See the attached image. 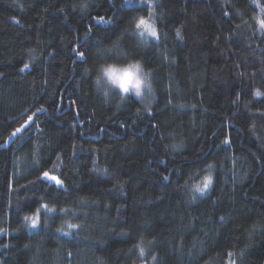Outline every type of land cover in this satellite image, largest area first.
Listing matches in <instances>:
<instances>
[{"label": "trees", "instance_id": "16d2710c", "mask_svg": "<svg viewBox=\"0 0 264 264\" xmlns=\"http://www.w3.org/2000/svg\"><path fill=\"white\" fill-rule=\"evenodd\" d=\"M262 22L264 0H0V264H264ZM108 44L151 71L148 108L95 92Z\"/></svg>", "mask_w": 264, "mask_h": 264}, {"label": "clouds", "instance_id": "9594fccd", "mask_svg": "<svg viewBox=\"0 0 264 264\" xmlns=\"http://www.w3.org/2000/svg\"><path fill=\"white\" fill-rule=\"evenodd\" d=\"M138 20L132 22L133 32L138 46L145 47L152 43L153 36L144 26L136 28ZM97 56L100 62L95 66L93 87L105 104L110 103L113 96H118L121 103L132 97L145 108L151 105L155 99L152 73L142 60L127 57L123 49L117 51L115 44L103 45Z\"/></svg>", "mask_w": 264, "mask_h": 264}, {"label": "snow or ice", "instance_id": "6c2138e0", "mask_svg": "<svg viewBox=\"0 0 264 264\" xmlns=\"http://www.w3.org/2000/svg\"><path fill=\"white\" fill-rule=\"evenodd\" d=\"M142 3H147V0H141ZM154 13L152 11H149L148 13V17H140L138 22L136 23V28H140L141 26H144L145 30L149 31L150 34L153 36V38H157L158 37V32L156 27H154L153 25L155 24L154 20L152 19ZM151 21V23H150ZM261 27L264 28V22L261 23ZM177 36H179V30H177ZM25 67H27V65H25ZM257 96L261 95V93L257 92L256 93ZM45 175H47V173H45ZM53 179H55L53 177ZM206 182L204 183L203 187H200L199 185L196 186L195 190L198 192H203L205 188L208 187V182L209 178H205ZM59 183V182H58ZM33 226H35V221H33ZM70 227H75V225H69ZM140 254L143 256L144 255V250L143 248L140 249Z\"/></svg>", "mask_w": 264, "mask_h": 264}, {"label": "rangeland", "instance_id": "374dc122", "mask_svg": "<svg viewBox=\"0 0 264 264\" xmlns=\"http://www.w3.org/2000/svg\"><path fill=\"white\" fill-rule=\"evenodd\" d=\"M155 39V38H153ZM47 180L53 182V183H57L56 179H53L52 177H45Z\"/></svg>", "mask_w": 264, "mask_h": 264}]
</instances>
